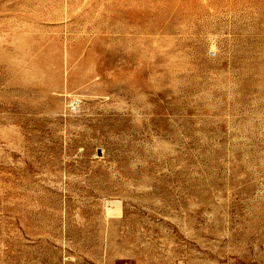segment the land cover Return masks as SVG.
<instances>
[{"label":"rangeland","instance_id":"1","mask_svg":"<svg viewBox=\"0 0 264 264\" xmlns=\"http://www.w3.org/2000/svg\"><path fill=\"white\" fill-rule=\"evenodd\" d=\"M0 264H264V0H0Z\"/></svg>","mask_w":264,"mask_h":264},{"label":"built area","instance_id":"2","mask_svg":"<svg viewBox=\"0 0 264 264\" xmlns=\"http://www.w3.org/2000/svg\"><path fill=\"white\" fill-rule=\"evenodd\" d=\"M72 108L75 109V105H72Z\"/></svg>","mask_w":264,"mask_h":264}]
</instances>
